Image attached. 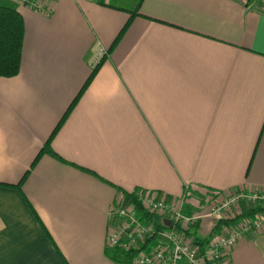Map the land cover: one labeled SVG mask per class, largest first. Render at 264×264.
Wrapping results in <instances>:
<instances>
[{
  "label": "crops",
  "instance_id": "obj_1",
  "mask_svg": "<svg viewBox=\"0 0 264 264\" xmlns=\"http://www.w3.org/2000/svg\"><path fill=\"white\" fill-rule=\"evenodd\" d=\"M15 5L20 67L0 76V264H130L104 251L121 190L264 192V2ZM101 55L50 139L54 154L31 165ZM188 199L182 211L207 235L214 221ZM232 248L231 264H264V228Z\"/></svg>",
  "mask_w": 264,
  "mask_h": 264
},
{
  "label": "built area",
  "instance_id": "obj_2",
  "mask_svg": "<svg viewBox=\"0 0 264 264\" xmlns=\"http://www.w3.org/2000/svg\"><path fill=\"white\" fill-rule=\"evenodd\" d=\"M23 2L24 0H11ZM40 2L36 7L44 12ZM176 198L168 199L158 192L140 190L137 195L143 208L148 213H154L167 218L166 228L155 231V243H149L148 236L152 234L151 222H142L134 213L133 203L125 197H116L107 208L108 219L104 241L106 246H119L132 249L134 254L130 264H231L230 253L237 241L248 233L264 228V211L252 215L244 214L259 202L264 206V192L257 189H239L220 194L207 190L198 197L189 187ZM196 200L199 210L204 209L215 222L219 218H233L222 223L214 232H209V238L202 245L197 243L195 237L185 233L191 224L198 221L200 215L182 212V205L188 198Z\"/></svg>",
  "mask_w": 264,
  "mask_h": 264
},
{
  "label": "trees",
  "instance_id": "obj_3",
  "mask_svg": "<svg viewBox=\"0 0 264 264\" xmlns=\"http://www.w3.org/2000/svg\"><path fill=\"white\" fill-rule=\"evenodd\" d=\"M15 3L11 0H0V76H11L15 74L19 70V62L21 57V45L23 44L22 36L24 32L23 28V16L20 14V12L16 9ZM128 19L125 21L124 26L120 28L118 33L115 35L114 40L110 43V45L107 47V52L110 51L111 47L115 44V42H118L119 35L123 31L124 28L127 26ZM103 60V55H101L92 68H90L86 80L83 81L81 84V87H79V91L77 94L74 95L72 100L70 101V104L68 107L65 108L64 112L62 113V117L57 121V124L53 127V130L48 134L47 138L45 139V142L42 146H40L37 155L35 158H33V161L31 162V165L34 164L35 160L39 158L42 152H49L51 154H54V152L50 148V139L53 135V133L58 130V125L60 122L66 117V113L68 110H70V107L74 105L75 100L79 94H82V91L84 90V87L88 83L89 80H91L92 77H94V72L97 70V68L101 65V62ZM28 171V170H27ZM22 175V178L26 174V172ZM22 178L19 184L22 182ZM18 184V185H19ZM139 188H132V190H121L123 193V196L131 203H133L134 213L142 222L149 221L151 222L153 226V231L150 237L148 236L150 246L151 244L155 243V239L153 237L154 233L158 229L166 228L167 225L164 223L162 224L160 221V216L154 213H148L145 208H143V204L140 201L137 192H139ZM262 210V207L259 204H255L254 207H252L248 211H243L244 214H252L255 212H259ZM264 210V209H263ZM187 211V210H186ZM233 218H219L217 221L214 222V226L212 229H210V232H214L222 223H227L228 221L232 220ZM198 227L197 222L191 224V227L189 229L183 230L188 235L191 234L193 237H195V240L197 243L202 245L205 241L208 240L209 234L204 235L200 237L199 234L196 233V229ZM104 251L108 253L112 260L114 261H123L125 263H131V257L133 256L134 252L132 249H126L121 248L119 246H105Z\"/></svg>",
  "mask_w": 264,
  "mask_h": 264
},
{
  "label": "rangeland",
  "instance_id": "obj_4",
  "mask_svg": "<svg viewBox=\"0 0 264 264\" xmlns=\"http://www.w3.org/2000/svg\"><path fill=\"white\" fill-rule=\"evenodd\" d=\"M255 1H256V0H255ZM258 1H262V2H264V0H258ZM255 203H256V204H259V205L262 207V210L264 209V206H262L261 203H259V202H255ZM181 209L184 210V211H186V207H184L183 205H182ZM188 210H189V209H188ZM188 210H187V211H188ZM249 210H250V209H249ZM246 211H248V210H246ZM246 211H245V212H246ZM263 211H264V210H263ZM182 212H183V211H182ZM184 213L187 214V215L189 214V213H187V212H184ZM252 214H254V213H252ZM252 214H251V215H252ZM248 215H250V214H248Z\"/></svg>",
  "mask_w": 264,
  "mask_h": 264
}]
</instances>
